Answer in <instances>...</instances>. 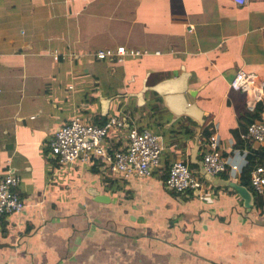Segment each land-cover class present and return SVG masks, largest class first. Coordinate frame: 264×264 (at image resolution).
I'll list each match as a JSON object with an SVG mask.
<instances>
[{
	"label": "crops",
	"instance_id": "obj_1",
	"mask_svg": "<svg viewBox=\"0 0 264 264\" xmlns=\"http://www.w3.org/2000/svg\"><path fill=\"white\" fill-rule=\"evenodd\" d=\"M244 1L0 0V174L19 178L25 204L0 217V264H264V201L246 207L199 172L211 136L240 168L216 180L239 182L249 159L264 166V141L242 136L256 110L264 123V0ZM119 47L126 56H93ZM238 70L256 79L249 91L230 88ZM75 116L122 120L111 151L150 130L160 169L60 167L49 142ZM176 161L203 181L204 199L165 186Z\"/></svg>",
	"mask_w": 264,
	"mask_h": 264
},
{
	"label": "built area",
	"instance_id": "obj_2",
	"mask_svg": "<svg viewBox=\"0 0 264 264\" xmlns=\"http://www.w3.org/2000/svg\"><path fill=\"white\" fill-rule=\"evenodd\" d=\"M234 1L239 5L245 2ZM126 54L125 48L119 47L116 50L98 51L93 56L98 60H114ZM140 54H142L140 51L134 52L135 56ZM255 81L252 75L238 70L230 83V88L235 91H249L255 86ZM261 96V92L258 91V97ZM114 127H123V122L118 117H112L103 126H99L75 116L69 123L59 128L50 140L49 146L59 166L63 168L100 161L105 168L119 173L123 178L131 174L150 176L160 169L162 148L156 135L147 129L129 132L124 146L111 151L108 138ZM242 136L244 140L263 142L264 123L257 121L251 123ZM202 165L205 172L214 177L231 171L235 180L240 169L223 157L216 136L209 137L205 145ZM18 183V177L0 174V217L20 215L25 209L24 202L15 191ZM249 183L254 193L264 195V166H256L251 170ZM165 186L177 193L194 190L200 199L205 198L203 181L181 161H176L169 167Z\"/></svg>",
	"mask_w": 264,
	"mask_h": 264
},
{
	"label": "water",
	"instance_id": "obj_3",
	"mask_svg": "<svg viewBox=\"0 0 264 264\" xmlns=\"http://www.w3.org/2000/svg\"><path fill=\"white\" fill-rule=\"evenodd\" d=\"M155 95L154 97L158 98L159 101L161 102V106L163 104V100L165 98V94L161 93V91L156 90L153 92ZM155 100V99H154ZM156 102V100H155ZM157 103V102H156ZM191 117V115H189ZM193 118V117H191ZM199 172L200 174L208 181L211 182L212 185L218 186L219 185H224V186H229L230 188L234 189L235 192L244 200V205L246 207H250L253 204V195L252 192L249 191L246 187L241 186L239 182H227V181H219L216 180L214 176H211L205 172L203 169L202 162L199 166ZM90 195H92L94 202L101 203V204H109L111 203V198L109 196L99 194L98 192H90Z\"/></svg>",
	"mask_w": 264,
	"mask_h": 264
},
{
	"label": "trees",
	"instance_id": "obj_4",
	"mask_svg": "<svg viewBox=\"0 0 264 264\" xmlns=\"http://www.w3.org/2000/svg\"><path fill=\"white\" fill-rule=\"evenodd\" d=\"M263 91H264V89H263ZM156 101L159 104L161 103L158 98H156ZM260 113H261L260 109L256 110L255 114L251 117V120L248 121L247 126L250 125L251 123H253V121L259 120L260 119ZM106 122H107V120L104 121L102 124H99V126H103ZM252 163H253L252 159H249V164H247L242 169V172L240 173V178H239V184L241 186L248 187L247 189H249L250 191H251V188H249L250 187L249 177H250V172H251L252 167H253ZM251 192L253 193V196H254V207L259 209L262 205V202L264 201V195H258L256 193H254L253 191H251Z\"/></svg>",
	"mask_w": 264,
	"mask_h": 264
}]
</instances>
